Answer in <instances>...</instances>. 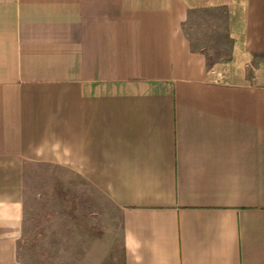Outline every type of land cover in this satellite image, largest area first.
I'll return each mask as SVG.
<instances>
[{"label": "crops", "instance_id": "1", "mask_svg": "<svg viewBox=\"0 0 264 264\" xmlns=\"http://www.w3.org/2000/svg\"><path fill=\"white\" fill-rule=\"evenodd\" d=\"M41 168L118 211L68 264H264V0H0V264Z\"/></svg>", "mask_w": 264, "mask_h": 264}, {"label": "rangeland", "instance_id": "2", "mask_svg": "<svg viewBox=\"0 0 264 264\" xmlns=\"http://www.w3.org/2000/svg\"><path fill=\"white\" fill-rule=\"evenodd\" d=\"M39 170L24 177L22 264H68L75 252L65 246H88L119 233L118 211L99 191L64 169Z\"/></svg>", "mask_w": 264, "mask_h": 264}]
</instances>
